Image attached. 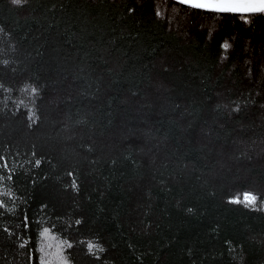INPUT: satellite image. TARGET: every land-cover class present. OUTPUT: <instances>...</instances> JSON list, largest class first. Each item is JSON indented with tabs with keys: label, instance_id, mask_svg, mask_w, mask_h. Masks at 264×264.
Returning a JSON list of instances; mask_svg holds the SVG:
<instances>
[{
	"label": "trees",
	"instance_id": "1",
	"mask_svg": "<svg viewBox=\"0 0 264 264\" xmlns=\"http://www.w3.org/2000/svg\"><path fill=\"white\" fill-rule=\"evenodd\" d=\"M0 85V264H264V14L0 0Z\"/></svg>",
	"mask_w": 264,
	"mask_h": 264
},
{
	"label": "snow or ice",
	"instance_id": "2",
	"mask_svg": "<svg viewBox=\"0 0 264 264\" xmlns=\"http://www.w3.org/2000/svg\"><path fill=\"white\" fill-rule=\"evenodd\" d=\"M13 2L20 4L21 0H13ZM181 2L188 3L195 8H206L220 13L264 14V0H181ZM225 47H228V45L226 44ZM32 92L35 93L36 89L32 88ZM37 163L39 162L37 161ZM234 202L244 203L246 206L251 207L256 204V196L245 193L242 199L237 197ZM44 234L47 235V230ZM68 247H71V245L69 244ZM88 247L90 252L93 249L104 251L102 247L91 242Z\"/></svg>",
	"mask_w": 264,
	"mask_h": 264
},
{
	"label": "rangeland",
	"instance_id": "3",
	"mask_svg": "<svg viewBox=\"0 0 264 264\" xmlns=\"http://www.w3.org/2000/svg\"><path fill=\"white\" fill-rule=\"evenodd\" d=\"M177 17H179V16H177V14L176 15H172L173 19H176ZM47 242H48V240H47V238H45V242H44L45 252H46V250H50V249L52 250L53 249V247L52 246L50 247ZM59 258H60V255L56 251H54L52 253V256L51 257L49 256L50 260H49L48 264H50L52 261H54L56 259H59Z\"/></svg>",
	"mask_w": 264,
	"mask_h": 264
},
{
	"label": "water",
	"instance_id": "4",
	"mask_svg": "<svg viewBox=\"0 0 264 264\" xmlns=\"http://www.w3.org/2000/svg\"><path fill=\"white\" fill-rule=\"evenodd\" d=\"M179 4H182V5H185V6H188V7H191V8H195V7H192L190 4L188 3H182L181 0H173ZM195 9H200V10H205V11H212V12H216V11H213V10H210V9H206V8H195ZM217 13H220V12H217ZM235 14H240V13H235ZM241 15H248V14H241Z\"/></svg>",
	"mask_w": 264,
	"mask_h": 264
}]
</instances>
